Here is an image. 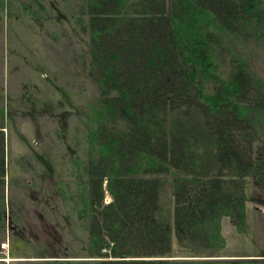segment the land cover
<instances>
[{
	"label": "trees",
	"instance_id": "trees-1",
	"mask_svg": "<svg viewBox=\"0 0 264 264\" xmlns=\"http://www.w3.org/2000/svg\"><path fill=\"white\" fill-rule=\"evenodd\" d=\"M66 5L89 37L99 94L82 118L86 146L69 157L72 181L58 193L69 228L74 216L87 223L89 247L21 264H263L171 253L173 232L181 248L201 252L224 248V217L243 231L247 177L264 198V75L256 67L264 63V0ZM23 9L41 22L39 10ZM5 129L0 107L3 223Z\"/></svg>",
	"mask_w": 264,
	"mask_h": 264
},
{
	"label": "rangeland",
	"instance_id": "rangeland-1",
	"mask_svg": "<svg viewBox=\"0 0 264 264\" xmlns=\"http://www.w3.org/2000/svg\"><path fill=\"white\" fill-rule=\"evenodd\" d=\"M23 3L41 12L36 16L41 22L31 19ZM90 64L89 37L76 25L66 0H0V107L6 121L0 264L67 257L81 250L87 254V223L74 216L69 228L71 213L58 188L72 181L66 171L69 157L87 143L82 118L87 121L90 103L99 94ZM256 67L264 75V63ZM245 192V229L224 217V248L183 249L173 232L171 257L264 260V198L255 177L245 179ZM163 199L171 210L170 189ZM110 201L107 193L105 202Z\"/></svg>",
	"mask_w": 264,
	"mask_h": 264
},
{
	"label": "crops",
	"instance_id": "crops-1",
	"mask_svg": "<svg viewBox=\"0 0 264 264\" xmlns=\"http://www.w3.org/2000/svg\"><path fill=\"white\" fill-rule=\"evenodd\" d=\"M9 260H11V259H9ZM14 259H12V261H13ZM16 260V259H15Z\"/></svg>",
	"mask_w": 264,
	"mask_h": 264
}]
</instances>
